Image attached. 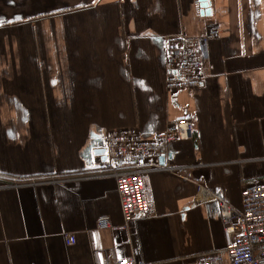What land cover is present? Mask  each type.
I'll return each instance as SVG.
<instances>
[{
  "label": "crops",
  "instance_id": "obj_1",
  "mask_svg": "<svg viewBox=\"0 0 264 264\" xmlns=\"http://www.w3.org/2000/svg\"><path fill=\"white\" fill-rule=\"evenodd\" d=\"M0 0V264H115L136 248L144 264H187L224 246L218 199L264 182V0ZM196 88H165V39L205 25ZM190 118L194 137L146 178L150 214L127 234L107 162L106 134L149 138ZM67 236L74 238L67 242ZM125 241L121 250L115 248Z\"/></svg>",
  "mask_w": 264,
  "mask_h": 264
},
{
  "label": "built area",
  "instance_id": "obj_2",
  "mask_svg": "<svg viewBox=\"0 0 264 264\" xmlns=\"http://www.w3.org/2000/svg\"><path fill=\"white\" fill-rule=\"evenodd\" d=\"M230 31L217 22L205 25L204 32L193 39L173 35L165 39V88L170 93L199 87L204 79V60L208 56V42ZM195 125L190 118L167 122L165 127L149 138L142 137L132 128H113L106 134L107 162L100 170L101 176L115 181L123 222L112 226L108 216L97 219L99 230L127 234L115 248L122 249L129 242L130 223L135 218L150 214V201L146 178L150 173L172 171L157 160L175 140L194 137ZM220 219L223 224L222 249L194 256L187 264H264V182L245 186L241 191V208L235 210L228 202L218 199ZM67 236V242H73ZM115 264H144L134 248L129 255H122Z\"/></svg>",
  "mask_w": 264,
  "mask_h": 264
},
{
  "label": "water",
  "instance_id": "obj_3",
  "mask_svg": "<svg viewBox=\"0 0 264 264\" xmlns=\"http://www.w3.org/2000/svg\"><path fill=\"white\" fill-rule=\"evenodd\" d=\"M198 2H199L200 9H201L200 12L209 14L210 7H209L208 0H198Z\"/></svg>",
  "mask_w": 264,
  "mask_h": 264
},
{
  "label": "bare ground",
  "instance_id": "obj_4",
  "mask_svg": "<svg viewBox=\"0 0 264 264\" xmlns=\"http://www.w3.org/2000/svg\"><path fill=\"white\" fill-rule=\"evenodd\" d=\"M210 23V22H209Z\"/></svg>",
  "mask_w": 264,
  "mask_h": 264
}]
</instances>
